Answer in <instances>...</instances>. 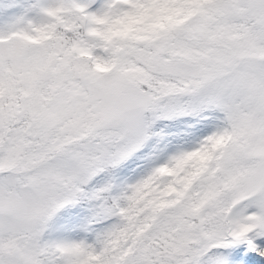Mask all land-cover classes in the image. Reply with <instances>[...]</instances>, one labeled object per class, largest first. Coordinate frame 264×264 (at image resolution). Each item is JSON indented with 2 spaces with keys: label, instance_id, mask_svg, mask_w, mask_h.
<instances>
[{
  "label": "snow or ice",
  "instance_id": "1",
  "mask_svg": "<svg viewBox=\"0 0 264 264\" xmlns=\"http://www.w3.org/2000/svg\"><path fill=\"white\" fill-rule=\"evenodd\" d=\"M0 264H264V0H0Z\"/></svg>",
  "mask_w": 264,
  "mask_h": 264
}]
</instances>
